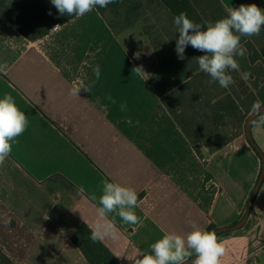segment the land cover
<instances>
[{"label":"crops","instance_id":"1","mask_svg":"<svg viewBox=\"0 0 264 264\" xmlns=\"http://www.w3.org/2000/svg\"><path fill=\"white\" fill-rule=\"evenodd\" d=\"M160 1L204 28L228 7L264 10V0ZM143 26L115 33L96 7L61 16L51 0H0V98L10 94L28 118L0 166V247L17 264H89L73 242L81 225L112 223L116 236L101 242L119 264H133L126 256L150 254L164 232L229 227L244 217L264 169V125L251 127L261 158L247 137L246 109L200 71L159 95ZM248 42L261 60L251 61ZM241 44L240 70L228 74L246 98L264 86V26ZM95 65L101 76L91 92L70 95L74 84L96 79ZM138 66L145 77L133 71ZM104 181L136 190L141 223L99 217ZM218 239L226 248L221 264H264V181L245 226Z\"/></svg>","mask_w":264,"mask_h":264},{"label":"clouds","instance_id":"2","mask_svg":"<svg viewBox=\"0 0 264 264\" xmlns=\"http://www.w3.org/2000/svg\"><path fill=\"white\" fill-rule=\"evenodd\" d=\"M117 0H51V4L58 13L68 16L83 17L95 7L106 8ZM227 15L215 22H207L206 28L193 22L186 12H181L174 17L173 23L176 33L175 51L178 59L185 58V49L192 48L206 53L194 57L198 64V70L211 77V82H218L222 88H229L235 81L228 74L229 70L239 71L240 65L236 56L243 57L246 49L241 44L242 36L259 35L264 26V10L256 4H241L239 7H228ZM51 15V12L48 13ZM59 27L56 25L54 28ZM6 65H0V72L5 71ZM95 80L85 85L80 82L70 90V95L78 96L81 90L90 93L96 81L100 79L101 69L99 65L92 68ZM133 71L140 77L147 74L142 66L135 67ZM251 73L244 72L241 78L249 79ZM148 79V78H146ZM145 79V80H146ZM107 99L115 104L111 97ZM99 103V100H97ZM121 111L127 110V104L120 105ZM264 102H254L251 112L257 120L254 123L264 125ZM131 124V119L127 120ZM137 126L139 121L136 122ZM28 126V118L15 103L10 94L0 98V166L12 152L13 142L21 136ZM96 197L93 196V200ZM98 215L106 218L115 213L125 224L137 225L141 223L134 209L139 207L137 192L132 187L123 186L120 183L103 182L102 195L99 197ZM116 228L112 223H97L92 230L90 239L93 243L102 241L105 237H115ZM151 253L137 250L135 255L126 256L133 264H221L226 254V248L215 232L206 231L192 224V231L186 235L176 232H164L162 238L150 245ZM195 257L192 259V257ZM121 257V256H117Z\"/></svg>","mask_w":264,"mask_h":264},{"label":"trees","instance_id":"3","mask_svg":"<svg viewBox=\"0 0 264 264\" xmlns=\"http://www.w3.org/2000/svg\"><path fill=\"white\" fill-rule=\"evenodd\" d=\"M96 9L115 33H121L143 22V35L148 38L157 58V64L150 77V85L159 95L167 94L199 71L194 57L204 53L189 45L185 49V58L178 59L175 46L179 33H176L173 23L174 16L160 0H117L106 8L97 6ZM246 48L252 62L261 60V56L251 43H246ZM229 89L239 104L246 109L247 114H250L254 102H264V86L259 92L252 93L246 98H242L233 85H230ZM247 105L250 108H247ZM250 143L263 158L256 145ZM217 229L216 226L211 225L206 231L213 232ZM91 233L88 226L81 225L73 237L74 244L79 247L89 264H119V260L101 241L92 242ZM223 234L225 233L218 234L217 237ZM0 264L17 263L0 247Z\"/></svg>","mask_w":264,"mask_h":264},{"label":"water","instance_id":"4","mask_svg":"<svg viewBox=\"0 0 264 264\" xmlns=\"http://www.w3.org/2000/svg\"><path fill=\"white\" fill-rule=\"evenodd\" d=\"M262 111H264V109H262ZM255 118H257V117H254L252 112H250V114L248 115V118H247L246 130H247V137H248L250 142H253L252 137H251V127H252V123H253ZM263 181H264V169H263V173H262L254 191H253V194L250 198V201L248 203V207H247V210H246L244 217L235 225H232L229 227H221V228H218L217 230L213 231L216 233V235L222 234V233H230V232L239 231L245 226V224L248 220V217L250 216V213L252 211L254 200H255L258 192H259V189H260ZM194 258H192V259H194Z\"/></svg>","mask_w":264,"mask_h":264}]
</instances>
